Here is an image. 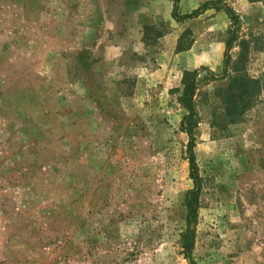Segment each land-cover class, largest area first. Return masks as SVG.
<instances>
[{"label": "rangeland", "instance_id": "rangeland-1", "mask_svg": "<svg viewBox=\"0 0 264 264\" xmlns=\"http://www.w3.org/2000/svg\"><path fill=\"white\" fill-rule=\"evenodd\" d=\"M204 1L179 0L178 13ZM216 1L238 14L239 39L264 33V0ZM172 5L0 0V264H188L193 182L173 45L190 27L191 65L221 73L230 19L209 7L176 21ZM246 69L261 91L227 127L212 123L227 79L198 76L197 264H264L261 39Z\"/></svg>", "mask_w": 264, "mask_h": 264}, {"label": "trees", "instance_id": "trees-1", "mask_svg": "<svg viewBox=\"0 0 264 264\" xmlns=\"http://www.w3.org/2000/svg\"><path fill=\"white\" fill-rule=\"evenodd\" d=\"M179 0H173L171 15L176 21L190 19L200 15L205 9L214 7L222 8L230 19L228 35L225 39L224 56L222 60V71L216 73L205 65L192 69H183L180 79L181 88L177 96V101L186 109L181 120V128L187 133V152L189 161V175L193 185L185 192L184 202L186 205V228L182 233L183 251L188 259V264H197L192 258L191 252L194 244V231L192 228L198 214V197L201 189V176L199 174L198 165L195 157V135L194 127L196 123L197 111L194 102V95L197 89L198 76L201 71L205 70L212 80L226 78L225 87L217 90L216 98L218 103L212 110V123L216 119H220L224 126L229 123L241 121L246 111L255 103L257 96L261 91V82L259 78L250 75L246 69V63L249 58L251 46H258L261 39L264 42V33L251 38H238L237 27L239 24V16L227 4L217 5L216 0H206L192 11L187 13H178ZM162 32L158 31L157 36H161ZM194 41L192 29L185 28L178 36L175 52L183 51L192 45ZM234 45H238L239 50L233 59L230 49Z\"/></svg>", "mask_w": 264, "mask_h": 264}, {"label": "crops", "instance_id": "crops-1", "mask_svg": "<svg viewBox=\"0 0 264 264\" xmlns=\"http://www.w3.org/2000/svg\"><path fill=\"white\" fill-rule=\"evenodd\" d=\"M176 41H177V38L175 39V43L173 45V50H174V53H178L180 54V56L182 57V60H183V68L184 69H192V68H196V65H191L192 63V57H193V49H195L196 47V40L194 39L192 45L190 46V48L186 49V50H183V51H179V52H175V45H176ZM196 64V63H195ZM193 66V67H191Z\"/></svg>", "mask_w": 264, "mask_h": 264}]
</instances>
